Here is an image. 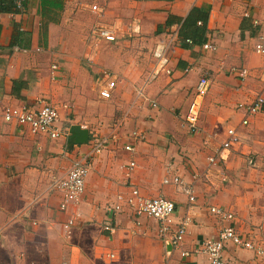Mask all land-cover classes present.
I'll use <instances>...</instances> for the list:
<instances>
[{"label":"crops","instance_id":"1","mask_svg":"<svg viewBox=\"0 0 264 264\" xmlns=\"http://www.w3.org/2000/svg\"><path fill=\"white\" fill-rule=\"evenodd\" d=\"M51 1L63 8L51 7L50 21L42 15L43 0H26L23 12H0V264H211L209 256L193 253L194 249L233 223L254 243H264V112L242 125L244 113L238 108L241 102L264 96V55L254 50L264 33V0ZM92 4L100 5L103 14L93 12ZM194 8L208 15L206 39L185 47L181 23ZM92 15L110 17L112 23H97L114 28L118 40L94 47L91 30L97 23H93L81 54L73 46L72 30L79 29L81 18ZM121 41L130 46L125 55L113 49ZM206 42L217 45V50L203 48ZM159 43L166 46L171 72L155 76ZM148 54H153L151 62L144 57ZM54 63L59 66L57 79L51 78ZM104 70L116 76L113 97L117 93L122 108L128 106L122 117L138 114L133 118L136 128L130 130H139L140 137L132 141L133 152L123 147L131 142L124 137L129 131L99 154L83 196L62 211V193L55 183L89 145L70 137L35 134L7 121L4 110L46 99L59 107L63 126L89 130L71 116L76 112L81 118L79 105L91 96L94 79L99 95L98 79ZM204 76L211 87L202 99L199 130L192 133L185 118ZM134 97L139 100L130 110ZM232 127L237 128L239 141L220 171L208 179L207 157ZM131 161L135 162L131 178L141 194L168 197L176 204L174 222L187 219L181 248L172 249L160 235L158 220L145 215L137 224L126 206L117 215L115 232L104 230L107 205L120 194L130 195L126 173ZM176 175L183 184L164 182ZM190 183L195 200L185 191ZM212 206L232 212L235 220L216 216L210 212ZM76 209L83 211V218L67 232L64 223ZM183 251L190 254L183 256ZM109 253L115 257L110 259ZM225 254L236 264H264V255L253 250L230 245Z\"/></svg>","mask_w":264,"mask_h":264},{"label":"built area","instance_id":"2","mask_svg":"<svg viewBox=\"0 0 264 264\" xmlns=\"http://www.w3.org/2000/svg\"><path fill=\"white\" fill-rule=\"evenodd\" d=\"M26 0H15V7L18 11H24V2ZM90 9L98 15L103 14V9L98 4H92ZM201 23V22H200ZM93 38V45L97 47L101 42L106 41L109 43H116L118 40L117 31L110 25L105 23H97L91 30ZM188 44H193L191 39L185 40ZM203 48L217 50V45L214 43L206 42ZM254 50L260 55H264V33H261L254 45ZM154 56L157 59V65L154 70V75L157 76L161 71L171 72L167 68L169 58L166 55V46L159 43L155 48ZM59 66L54 63L51 66V78L57 79V72ZM245 70L242 71V74ZM99 94L102 98L111 99L117 86V79L114 73L109 70H104L99 77ZM211 81L208 76L200 79L196 87V96L189 105L185 121L189 126L192 133L199 130V115L203 97L209 92ZM238 108L243 111L244 116L241 120L242 125L249 124L252 116L264 112V96L259 95L250 102H241ZM4 118L7 121H15L19 125L27 126L35 134L48 135L52 139L72 138L73 132L70 126H63L60 121V111L57 104L46 100L38 99L37 101H28L20 105H9L4 110ZM126 139H131V142L125 143L123 147L128 151H135V145L132 141H136L140 137L137 130L132 131L130 134L124 136ZM72 140V139H71ZM115 140L113 138L99 135L97 133H89V139L86 142L89 146L85 152L80 154L73 162L72 166L68 169L66 174L56 181L55 186L62 193V201L60 209L62 211L68 210L83 196L86 188V179L89 171L94 163V159L101 154L105 149ZM239 141V134L237 128H229L226 138L221 141L220 145L216 148L214 154L207 157L206 177L210 179L216 170L225 162L230 155L236 142ZM135 167V162L131 161L128 165L126 186L130 189V195L120 194L118 200L106 207V217L103 221V228L105 231L114 233L116 229L117 215L124 211V206L129 207L133 212L136 223L140 224L141 216H149L160 222V235L169 240L172 249H179L182 247L186 232H187V219L174 222L173 217L176 212V204L174 201L166 196L159 195L154 197L143 196L131 178V171ZM220 171V170H219ZM166 184L174 183L176 185L183 184L180 176L173 178H165ZM185 191L189 195L190 200H195L194 185L188 184ZM210 212L216 216L232 222L235 220V215L221 206H212ZM83 218V211L80 209L68 217L64 223V229L69 232L76 226L77 220ZM264 243L256 244L249 237L241 234L235 227L234 223L225 225L220 230L215 239H205L199 246L194 249L193 253H205L209 256L211 264H236L231 257L226 256V250L230 245L236 248L253 250L256 255H264ZM183 256L190 254L188 251H183ZM114 253H109V258L113 259Z\"/></svg>","mask_w":264,"mask_h":264},{"label":"rangeland","instance_id":"3","mask_svg":"<svg viewBox=\"0 0 264 264\" xmlns=\"http://www.w3.org/2000/svg\"><path fill=\"white\" fill-rule=\"evenodd\" d=\"M110 21H112V19H110V17H107V15L103 16L102 18L98 17L97 19H96V16L94 15L90 17L81 18L79 20V26H78L79 29L72 30L73 46L79 47L78 48L79 52L82 54L83 50L86 49L85 48V38H86L87 33H89V30L92 24L97 23V22H105L107 24L112 23ZM114 25L116 26V24ZM113 47H114L113 49L115 50V52L118 51L117 52L118 55H121V54L125 55L129 53V50H130L129 49L130 46L124 41L123 42L121 41L120 43L113 45ZM108 50H112V49L111 48L105 49V51H108ZM145 50L149 51V47H147V49L145 48ZM152 55L150 56L148 54L147 57L145 55L144 57L146 58L148 62H151ZM102 65L116 72V70L113 69L112 67L105 65V64H102ZM85 66L88 67V65H85ZM148 68L150 67L148 66ZM95 85H96V80L94 79L93 85H92L94 89H95ZM94 89L91 90L89 88L91 96H88V94L85 93V95H87L88 97L83 100V103H81V105H79L83 108L80 114L81 118L78 119L76 117V116H79L78 113L76 112L74 113L72 112L71 118H76V121H78V123H82L83 125L87 126V128H89V130L93 133H97L99 135L107 136L110 138H113L115 136V139L117 137L123 138V135L126 132L132 131L130 129L136 128L135 126L132 127L137 122V121H133V118L136 117V115L138 114L131 112L130 118H126V116L122 117L123 112H129V110H127L128 106L125 108V110L124 108H122V104H121L122 100L119 98L118 95H116L117 93H115L112 99L105 100L104 98L100 96V94L98 95L96 89L95 90ZM140 98L144 100L143 96ZM137 99H135V97L134 99H130L131 100V103H130L131 107L129 108L130 110H132L133 107L136 105L135 103ZM151 119H152L151 116L147 117V120H151Z\"/></svg>","mask_w":264,"mask_h":264},{"label":"trees","instance_id":"4","mask_svg":"<svg viewBox=\"0 0 264 264\" xmlns=\"http://www.w3.org/2000/svg\"><path fill=\"white\" fill-rule=\"evenodd\" d=\"M58 3H55L51 0H43V12L42 15L44 18L50 21L53 19L50 16V8L57 6ZM59 6V7H58ZM57 7L62 9V4L58 5ZM48 8V9H47ZM18 10L15 7V0H0V12H7L9 10ZM208 15L205 14L201 9L194 8L191 12L187 15V17L181 23V28L179 35L181 39L184 41V46H189L188 43L185 42L186 39H191L195 44H201L204 42L205 33H206V24H207ZM199 22H202L200 25ZM46 29V27H45ZM1 31V25H0Z\"/></svg>","mask_w":264,"mask_h":264},{"label":"water","instance_id":"5","mask_svg":"<svg viewBox=\"0 0 264 264\" xmlns=\"http://www.w3.org/2000/svg\"><path fill=\"white\" fill-rule=\"evenodd\" d=\"M72 132H73V137L72 140L74 139V141L76 143H86L89 139V130L88 129H84L81 126H74L72 128Z\"/></svg>","mask_w":264,"mask_h":264}]
</instances>
